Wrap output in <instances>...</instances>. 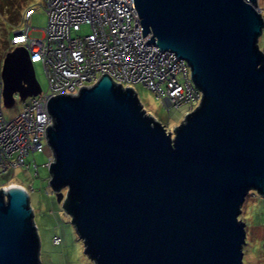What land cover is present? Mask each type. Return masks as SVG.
<instances>
[{"label":"water","instance_id":"water-1","mask_svg":"<svg viewBox=\"0 0 264 264\" xmlns=\"http://www.w3.org/2000/svg\"><path fill=\"white\" fill-rule=\"evenodd\" d=\"M133 4L145 40L186 60L198 102L168 129L107 72L50 95L48 185L93 264H243L241 204L264 195V16L257 0ZM0 76L5 105L41 87L22 44ZM39 243L27 189L0 186V264H40Z\"/></svg>","mask_w":264,"mask_h":264},{"label":"built area","instance_id":"built-area-1","mask_svg":"<svg viewBox=\"0 0 264 264\" xmlns=\"http://www.w3.org/2000/svg\"><path fill=\"white\" fill-rule=\"evenodd\" d=\"M41 6L46 20L40 35L31 34L28 18L35 6L28 4L20 13L21 24L12 28L8 39L12 46L22 44L30 60L40 63L46 85L27 94L21 108L6 116L0 76V171L16 165L29 167L27 153L47 144L50 95L75 93L102 72L122 85L136 81L148 85L167 111L171 107L181 111L183 105V115L198 102L200 90L192 82L186 60L145 40L149 34L141 33L133 0H43ZM82 23L88 30H81ZM51 159L49 153L45 163ZM11 184L25 187L19 182H0L3 187ZM52 240L58 242L60 236L54 234Z\"/></svg>","mask_w":264,"mask_h":264},{"label":"rangeland","instance_id":"rangeland-1","mask_svg":"<svg viewBox=\"0 0 264 264\" xmlns=\"http://www.w3.org/2000/svg\"><path fill=\"white\" fill-rule=\"evenodd\" d=\"M42 1L0 0V55L6 51L4 48L9 44L12 28L21 24L19 13L27 3L35 6L28 18L32 26L31 34L40 35L46 20L45 11L41 6ZM257 5L264 16V0H257ZM81 30H88V25L82 23ZM257 43L264 50V26L257 37ZM33 68L41 87H45L46 77L41 65L35 62ZM132 85L146 111L167 124L168 129H172L173 125L181 120L183 115L180 112L183 105L181 111L179 107H171L167 111L154 89L141 81H136ZM23 101L24 99L15 92L13 103L4 105L3 113L11 116L21 108ZM50 151L46 143L40 150L29 151L25 160L29 161L30 167L24 165L8 167L0 171V179H12L14 181L8 182H20L27 188L29 203L33 209V220L39 235L40 264H93V260L83 250L82 240L73 223L64 214L61 201L56 199L55 192L48 185L45 160ZM33 162L37 163L36 169L32 165ZM61 189L64 191L65 188ZM238 216L245 222L243 264H264V195L250 188L244 197ZM54 233L60 235V241H52Z\"/></svg>","mask_w":264,"mask_h":264},{"label":"trees","instance_id":"trees-1","mask_svg":"<svg viewBox=\"0 0 264 264\" xmlns=\"http://www.w3.org/2000/svg\"><path fill=\"white\" fill-rule=\"evenodd\" d=\"M28 4H30V3H27V4H25V5H28ZM24 5V6H25ZM23 8V7H22ZM21 11H22V9H21ZM21 11H20V13H21ZM19 13V14H20ZM46 15V14H45ZM19 19H20V15H19ZM11 47V45L10 44H7V46H6V48H4L5 50H7V49H9ZM3 54V53H2ZM1 57H2V55H0V61H1ZM33 63H35V62H38V61H32ZM39 63V62H38ZM40 64V63H39ZM167 126V125H166ZM31 165V164H30ZM33 165V164H32ZM36 166H37V163H36ZM36 166H34L35 167V169H36ZM30 167V166H29ZM12 179H6V178H3V179H0V182H7V181H11ZM12 181H14V180H12ZM47 189H48V187H47ZM48 191V190H47ZM54 234H57V233H54ZM53 234V235H54ZM52 235V236H53ZM59 235V234H58ZM53 241V240H52ZM54 242V241H53Z\"/></svg>","mask_w":264,"mask_h":264},{"label":"clouds","instance_id":"clouds-1","mask_svg":"<svg viewBox=\"0 0 264 264\" xmlns=\"http://www.w3.org/2000/svg\"><path fill=\"white\" fill-rule=\"evenodd\" d=\"M11 47H12V45H11ZM16 92V91H15ZM15 92H13V94L15 93ZM22 99H24V98H22ZM4 103V102H3ZM5 105V104H4ZM50 153H51V151H50ZM45 164H47V163H45ZM8 182V181H7ZM20 183V182H19ZM22 184V183H21ZM12 185V184H11ZM25 186V185H24ZM25 188H26V186H25ZM27 189V188H26ZM63 212H64V214L67 216V217H69V215H68V213L67 212H65L64 210H63ZM60 236V235H59ZM60 241V240H59Z\"/></svg>","mask_w":264,"mask_h":264}]
</instances>
